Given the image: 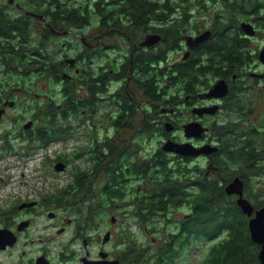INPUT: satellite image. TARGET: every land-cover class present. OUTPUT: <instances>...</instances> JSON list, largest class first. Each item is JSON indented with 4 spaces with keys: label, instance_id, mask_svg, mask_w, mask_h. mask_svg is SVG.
<instances>
[{
    "label": "flooded vegetation",
    "instance_id": "af4514ba",
    "mask_svg": "<svg viewBox=\"0 0 264 264\" xmlns=\"http://www.w3.org/2000/svg\"><path fill=\"white\" fill-rule=\"evenodd\" d=\"M47 2H52V0ZM167 3L165 8L159 6L147 12L148 15L144 17V20H139V17L134 20L132 5L125 4L124 1L119 2L118 5L115 3L100 5L105 10L92 7L91 11L95 12L97 17L95 20L96 35L87 40L80 38L77 48L69 47V54H63L62 57L50 60V62L46 58L50 55H61L62 50L54 44L56 49L50 51L48 48L50 44L43 43L39 57H37L40 71L42 64L47 67L53 65L57 68L53 73L56 74L60 67L61 73L67 72V77L56 76L58 79L52 78L50 82H47L50 89L40 96L42 103L37 106L33 114L29 112L25 114L23 108L20 107L21 114L9 120L10 125L17 124V128H12L11 135L7 134L6 138L17 140L18 150L28 155L46 154L44 158L47 159L50 155V151L47 150L49 145L42 140L40 143L38 136L45 137L43 135L45 131L53 134L50 124L57 116H61L63 105L66 102L61 104L60 97L66 89L69 90L70 111H80V116L73 118V135L76 137L80 127L87 128L89 132L87 146L80 147L76 151V156H79L77 159L86 160L88 166L85 169L75 167L71 173V180L75 186V183L82 185L85 182L88 183L91 193V199L87 200L89 204L102 203L105 198L104 190L110 184L125 191L120 200L123 203L138 205L140 196L148 197L146 192L153 182L150 172L151 166L155 164V157H148L145 160L141 158L138 144L140 141L158 135L166 137L165 140L170 138L172 141L175 139L179 142L174 136L178 131L179 138L181 134L184 137L178 144L189 143L195 148L210 145L216 147L218 151L217 136L213 127L219 123L216 121L219 115L226 116L227 108H248V111L241 112L238 109L235 113L236 116L241 114L236 120L243 122L242 125L250 123V126L261 128L264 124V111L258 117L255 111H249L251 108L255 109V102L252 100L254 88L264 82V64L261 60V53L264 51V0H167ZM46 7L45 3L38 4L35 9L29 11L27 6H21L17 0H6V4L0 3V14L4 18L5 27H10L14 22L19 21L24 24L30 19L32 23L37 21V24L43 27L41 34L45 29H49L54 35L61 33L56 30L64 23L60 14L56 16V9H51V7L47 14L45 13ZM238 9L244 13L240 11L243 16L238 15ZM98 11L104 13L98 15ZM111 13L117 14L116 20L106 18L107 14ZM227 14L230 16V22L225 25L229 29L226 33L232 41L229 62L222 59V55H226L227 52L220 51L222 48L221 25L224 24L222 21ZM35 16H41L42 19ZM68 25L73 24L68 23ZM91 25L92 21L88 22L86 27ZM243 26H248L251 33L246 34L242 29ZM76 28H82V26L78 24ZM25 33L27 34L25 40L28 42L30 33L28 26L25 27ZM204 33H208L206 40L196 43V39ZM52 38L48 37V40L51 42ZM25 40L21 39L18 33L7 36L0 34V78L4 75L28 71L30 62L26 54ZM110 52L115 54V59L112 61L109 59ZM11 56H14L16 61L22 58V62L14 68L15 73L10 65L13 63L9 61ZM24 57L26 58L25 64ZM145 69H148L146 75L143 73ZM182 69L185 71V76L193 75L194 78L189 85L188 93L181 96L174 109L160 110V115L168 116L170 120L178 124V128L173 129L172 127L173 133L168 135L159 129V123L163 125L164 123L172 125V123L158 120L160 118L158 102L157 99L150 97V92L152 88L153 90L155 88L154 94L156 95L159 86L164 90L170 87L171 79L165 80L159 75L182 76L180 74ZM57 80L59 83H54ZM61 80L65 81L62 83ZM218 81L225 83L227 94L223 98H204V95ZM148 85L151 89L146 88ZM13 86L18 87V85L9 87L0 82V121H8L5 118L10 115L11 110L17 108L11 97L20 89H13ZM56 96H58L57 99ZM120 98H123V104L114 103ZM142 100L145 101L142 102ZM213 106L218 107L214 115L204 114L198 117L192 113L194 108ZM183 113L186 115L183 118L185 120L180 117ZM75 122L77 126L74 125ZM190 123H199L207 131L198 138H187L184 136L182 126ZM117 124L123 126L122 131L118 130ZM146 126L151 127L149 133L145 132ZM124 129L131 132L129 137ZM138 151L140 162L137 157ZM169 154L172 157L183 159L184 163L199 162L192 164L190 169L194 172L204 171V176L205 171L216 172V169L212 167L213 153L196 157ZM57 162L59 161L54 160V163ZM138 162L141 166H138ZM52 166L49 165V169ZM54 174L57 173L54 172ZM95 176L96 179H94ZM245 176L249 179L250 186L255 178L260 177H255L249 171ZM237 177L243 181L241 176ZM99 178L101 179L97 181V186L101 190L98 194H93L90 186ZM16 182L23 183L18 178ZM127 189L129 190L126 191ZM257 191L260 189L257 188ZM17 195L15 194V197ZM234 197L236 200L237 197ZM244 197L248 198L254 212L260 208L264 209L247 195L244 194ZM11 198L12 193H9L4 207L0 208L2 219L0 248L6 245L4 250H0V255L5 253L15 264H36L38 261V263H44V260L46 264H55L52 256L53 244H51L55 241L54 237L50 236L46 246H43L42 239H31L28 236L34 224L43 220L36 218L35 214L42 207L44 208V201L20 199L16 202ZM46 202L58 208L57 197ZM30 203H33L31 207L25 206ZM46 216L51 223L57 219L58 214L55 211H46ZM254 217L253 213L249 220ZM48 227L56 228L54 225ZM62 229L58 227L56 234ZM86 229L85 224L80 235L82 246L83 241L86 242V247L83 246V249L87 248V243L90 241V237L84 234ZM248 233L250 236L249 229ZM255 245L259 252L261 246ZM101 253L104 252L101 251L98 257L92 258L88 257L90 254L86 252L85 256L78 258V264H82L81 259L83 258L87 259V263L100 262ZM63 256L66 257L63 252H59L56 258L59 261ZM106 259L110 260L108 255ZM59 263L62 264V261ZM258 264H260L259 260Z\"/></svg>",
    "mask_w": 264,
    "mask_h": 264
},
{
    "label": "rangeland",
    "instance_id": "374dc122",
    "mask_svg": "<svg viewBox=\"0 0 264 264\" xmlns=\"http://www.w3.org/2000/svg\"><path fill=\"white\" fill-rule=\"evenodd\" d=\"M96 1L97 0H60V3H64L65 6L68 7L76 6L77 4L87 6V13L84 16L85 21H80L82 28H76L75 25L69 26L64 23L61 25V33L55 34L52 38V41L50 42L48 38H40L43 27L40 24H37V21H34L32 23V29L29 33L28 42L31 43L30 48L32 46L36 47L40 41L45 44H50L48 45L50 51L56 49L55 45L58 46L62 50L60 53L61 55H50V57L46 58L48 62H50V60H56L60 56L62 57L63 54H69V47L77 48L79 46L80 38L87 40L88 38L95 36V20L97 17L95 12L91 10L92 5ZM17 2L20 1L17 0ZM0 3L6 4V0H0ZM91 21L92 25L86 27V24ZM115 45H117V43H115ZM252 46L254 47L253 42ZM109 59L111 61L114 60L115 54L110 52ZM24 61L26 62V58H24ZM20 62H22V58H19V60H17L15 63L10 64L14 73L16 71L14 68H16ZM31 71L32 69L29 67L28 71H25L24 73H18L17 75L16 73L13 75H4L0 78V82H3V85L7 84L9 87L12 85H18V87L13 86V89H20V91L14 92V96L11 97L17 108L11 110L10 115L5 118L8 121H0V208L4 207L3 202L6 199V195H9L7 193H12L11 199L15 201L20 199L44 201V208L42 207L35 214L36 218L43 220H40L34 224V227L29 231L28 236L31 239H42L43 246H46L50 236L54 237L55 241L51 244H53L52 256L55 264H60L59 261H62V264H78V258L85 256L86 252L90 254L88 257L96 258L101 251L107 253L108 258L111 261H115L118 257L117 251L123 248V245L120 244L121 232L122 230L126 229L128 225L129 230L134 234V238L132 239L136 242L137 246L142 245L145 247V257L148 259L147 264H150L156 251L165 243L167 236L164 235V233L169 230L172 231L174 226H168L161 230L164 221H162L159 216V218L156 220V226L159 227L157 230L159 231L155 234H152L149 232V229L152 227L150 228L143 227L142 225L140 226L130 218V215H132L134 211L138 209V205L121 202L120 200L122 199L123 192H125L121 188L114 187L110 184L106 190H104L105 198L103 199L104 201L102 203L89 204L88 201L91 199V193L88 188V183L85 182L84 185L75 183L76 186L72 184L71 173L74 171L75 167L85 169L88 166V162L86 160L77 159L75 157L77 154L76 151L80 147H86L89 141V132L87 128L80 127L76 133V137L72 132L73 118L79 117L80 111L71 112L69 109L67 115H63L64 111L62 109L61 116H57L55 120L51 122L50 125L53 128V135H46V139L50 140L46 144L49 145L47 150L48 152L50 151L51 156L47 159L42 158L41 155H28L25 152L18 150V141L15 139L6 138L7 134L11 135L12 128H17V124L13 125L12 123V125H10L9 120L21 114L19 112V108L22 107L25 111V114L27 112H29V114H33L37 106L42 103L40 96L45 92L47 93L50 89L47 82H50L55 76L67 77V72L61 73L60 67L58 68L57 73L54 74L52 70L47 67V65L44 66L43 64L39 74L36 75V73H30ZM178 90V86L171 87L170 85V87H166L165 92L169 95L176 96L178 95ZM36 95L38 96L37 98ZM57 97L58 96H56V99ZM61 98L62 97H60V100ZM252 100L255 102L254 107L256 110L253 108L249 110L255 111V114L258 117L259 114L264 111V82L259 83L257 87L254 88ZM143 101L145 100H142V102ZM64 102L67 104V100L60 101L61 104H64ZM114 103L123 104V98L118 99L117 102ZM241 105L242 104H240V106ZM238 109L241 112L248 111V108ZM180 117L183 119L186 117V115L183 113ZM225 118L226 116L219 115L216 121L221 122L224 121ZM74 125L77 126V122H75ZM206 126L208 127V125ZM116 127L119 131L123 130V126L121 124H117ZM124 132H127L128 134L131 133L126 129H124ZM171 133L173 132H167L166 134L169 135ZM178 134V131L176 134H174L175 138L177 137L179 140L178 142L174 139L173 142L175 143H181L184 139L182 134L181 138H179ZM129 136L130 134L128 137ZM165 139L166 137L157 135L150 137L147 140L138 142L141 150V158L145 160L148 157L152 158L154 156L155 163L158 162V160L167 161V165L171 164L168 166L169 169L173 168V166L181 165L180 167H185L184 169L187 171L186 177L196 181L199 176H196L195 172L190 169V167H192V164L199 162L184 163L183 159H178L177 157L170 156V154L161 152V147L166 142ZM170 140L172 141V139ZM52 152H54V154H51ZM158 152L160 155L157 159L156 155ZM61 156H64L63 159L67 162V164H65L66 168L63 172L54 174L53 167L56 163L53 162ZM137 157L139 161V151ZM217 159L219 160L220 158ZM193 160L194 159H192V161ZM224 161L228 165L227 161ZM139 162L138 166H141ZM201 163L205 166L203 162ZM21 164L23 167H18V165ZM49 165L52 166L51 169H49ZM13 166H16L17 169L15 170ZM136 168L138 169V167ZM235 171H237L236 167ZM240 172V175L242 176L246 174L242 168ZM15 176H17L19 181L22 180L23 183L13 182L11 186L6 185L8 178L10 177L14 179L16 178ZM94 179H96V176ZM100 179L101 178L95 180V182L90 186L93 194H98L101 190V188L97 186V181ZM253 183L254 185L259 184L258 189H260V191H257L256 194L264 195V177L255 178ZM253 183L251 184L252 187H254ZM70 184H72L73 187L71 189H69ZM126 185L129 187L128 184ZM109 188L112 191H109ZM194 188L195 187L190 186L187 188V190ZM128 190L129 189L126 191ZM15 194H18L17 197H15ZM56 197L59 200L58 208L57 206L56 208L53 207L50 202H46L47 200ZM127 198L128 197H126V199ZM237 199L238 198H236V200ZM46 211H55L58 214L57 219L50 223L46 216ZM255 212L253 211L252 214H255ZM185 213L186 210L182 207L178 209H171V211L168 212V216L174 221H179L182 220ZM111 219H114V221L111 222ZM49 223L50 225H54L56 228L54 229L48 227L50 226ZM85 224L87 229L85 230L84 234L85 236L90 237V241L87 243V248L83 249L80 235ZM58 227L63 229L56 234ZM108 232L110 233V239L105 245H103L101 243L102 237H104ZM212 243L204 244L197 242L189 244V246L178 255L176 258L177 261L174 264H179L180 262H185V264H200L205 254V248L210 246ZM59 252H63L66 257L63 256L58 261L56 256ZM0 264L15 263L4 253L3 255H0Z\"/></svg>",
    "mask_w": 264,
    "mask_h": 264
},
{
    "label": "trees",
    "instance_id": "16d2710c",
    "mask_svg": "<svg viewBox=\"0 0 264 264\" xmlns=\"http://www.w3.org/2000/svg\"><path fill=\"white\" fill-rule=\"evenodd\" d=\"M18 1H20L21 6H27L29 11L35 9L38 4L42 5L45 3L47 5L45 13L49 14V7H51V9L55 8L57 12L56 16L60 14L62 21L67 25L68 23H72L75 26L78 24L80 25L81 20L85 21L84 16L87 13V6L77 4L76 6L68 7L58 0H52V2H47L49 0ZM121 1H124L125 4L132 5L134 9L132 12V14H134V20L138 17L139 20H144V17L148 15L146 13L150 12V10L158 8L159 6L165 8L168 5L167 0ZM121 1L97 0L92 7H100V5H105L107 3H115L118 5ZM101 9L105 10L104 8ZM115 9H117V6H115ZM229 11H231V8H229ZM240 11L241 10L238 9V15L243 16L244 13L241 11L242 14ZM103 13V11L97 12L98 15ZM107 15L106 18L108 20H116V13L114 15L113 13ZM222 22L224 24L221 25L222 48L220 51L227 52L226 55L222 53V59L223 61L229 62L231 59L230 49L232 41L231 37L226 33L229 29L225 26L230 22L229 14L224 16ZM31 23L32 21L28 19L27 23L22 24V22L19 21L14 22L10 27H5L4 18L0 14V34L7 36L16 35V33H18V36L25 40L27 36L25 27L28 26L31 31ZM56 30L61 31V27L56 28ZM53 36L54 34L49 29H45L40 38L46 39ZM25 43L27 44L26 54L28 55V62H30V68L32 69L30 73H36L37 75L40 71L37 65V57H39V51H41L43 43L40 41L36 47L32 46L31 48L30 42L25 40ZM9 61L15 63L16 59L14 56H11ZM48 66L52 72H55L57 69L53 65ZM147 71L148 69H145L143 73L145 74ZM184 72L185 71L182 69L180 72L182 76L177 77H171L167 74L159 75V77H163L165 80L168 78L171 79V87H179L178 95H169L160 86L156 90V95L154 94L155 88L154 90L152 88L150 92V97L157 99L158 102V115L160 117L158 120L170 121L172 123V125H170L173 129L178 128V124L170 120L168 116L160 115V110L165 109L168 111L174 109L175 104L181 99V96L188 93L189 85L192 83L194 76H185L186 74ZM53 78L56 79V76ZM64 81L65 80H61L62 83ZM54 83L57 84L59 81L57 80ZM146 88L151 89V86L148 85ZM64 97L66 98L65 100H67V104L63 105V115H67L69 112L68 89L64 91L61 101L64 100ZM236 112H238L237 108H227L225 110L226 118L224 121L219 122L213 127L216 132V141L218 145V151L212 154V167L216 169L215 173L205 171L206 174L204 176V171H196L195 175H198L199 178L195 181L186 177L187 171L184 169L185 167L181 168V165H176L169 169L168 166L171 164L167 165V161L158 160V162L151 166L150 175L153 182L146 192V196L148 197L140 196L138 198V209L130 215V218L140 226L152 227L149 229V232L152 234L159 231L157 230L159 227L156 226V220L159 216L160 219L164 221L161 230L172 225L174 228L172 231L169 230L164 233V235L167 236L165 243L156 251L150 264H174L177 261L176 258L178 255L188 247L189 244L197 242L204 244L215 242L205 248V254L200 264H258V248L250 239L248 233L247 225L249 218L243 214L240 207L236 204L235 197L226 194L225 185L233 178L241 176L243 180V193L247 195V197H250L258 206L264 207L263 195L256 194V197L254 195L259 184H255L256 186L252 188V185L250 186V183H248L249 179L246 178L245 175H240L242 168V170L245 172L249 171V173L255 175V177H264V124L261 128L250 126V123L242 125L243 122L236 120L241 114L236 116ZM162 125L163 123H159V129L167 133L165 128L166 123H164L163 128ZM149 128L151 127L146 126L145 132L149 133ZM170 132H172V130ZM43 135H45V137L38 136L39 138H37L40 143L42 140L46 144L50 141L46 139V135L53 134L49 131H45ZM159 155L160 153L158 152L156 155L157 159ZM45 156L43 155V158ZM50 156L51 155H49V157ZM63 157L64 156L58 157L55 162L59 161L67 164ZM75 157L78 158L79 156L77 155ZM217 158L220 159L218 160ZM224 160L227 161L228 165ZM235 167L237 171H235ZM190 186L195 188L187 190ZM71 188H73L72 184L69 186V189ZM109 191L112 190L109 188ZM182 207L186 210L182 220L174 221L172 218H169L168 212L171 211V209ZM1 222L2 219L0 218V223ZM132 238H134V234L129 230L128 225L127 228L121 232L120 244L123 245V248L117 251L119 264H147L148 259L145 257V247L142 245L137 246ZM179 264H185V262H180Z\"/></svg>",
    "mask_w": 264,
    "mask_h": 264
},
{
    "label": "water",
    "instance_id": "95a60500",
    "mask_svg": "<svg viewBox=\"0 0 264 264\" xmlns=\"http://www.w3.org/2000/svg\"><path fill=\"white\" fill-rule=\"evenodd\" d=\"M31 16H34L30 14ZM38 19H42L41 16H35ZM243 31L246 34H250V28L248 26L242 27ZM208 33H204L200 35L196 39V43L202 42L206 40ZM261 60L264 64V51L261 53ZM227 94V86L223 81L216 82L213 87L209 90V92L204 95V98H223ZM217 106H213L210 108L203 107V108H194L192 110V113L197 115L198 117L203 116L204 114L207 115H214L215 111L217 110ZM166 131L170 132L172 130V126L170 124H166L165 126ZM182 130L184 132V136L189 137H195L198 138L202 134H204L207 129L202 127L199 123H190L185 126H182ZM161 151L164 153H172L177 156H208L212 153L217 152V148L210 145H205L200 148H195L189 143H183L178 144L171 140H166V142L161 147ZM66 166L62 162H58L54 165V171L56 173L63 172L65 170ZM225 192L228 196H236L238 199L236 200V204L240 207L243 214H245L247 217H251L252 212L254 211L253 206L250 204V202L244 197L243 195V182L238 178H233L225 187ZM33 203L26 204L25 206L31 207ZM114 219H111V222H113ZM27 226V224H25ZM249 231H250V237L253 243L261 246L260 251L258 252V260L260 264H264V209H260L257 212H255V218L250 219L248 221L247 225ZM110 239V233L108 232L105 234L104 237H102L101 243L105 245ZM4 245L0 250L5 249ZM83 246L86 247V242L83 241ZM101 261L95 262V263H87V259L83 258L81 259L82 264H119L118 260L111 261L106 259V254L101 253ZM39 262V261H38ZM36 263V264H46V261L44 260V263ZM86 262V263H85Z\"/></svg>",
    "mask_w": 264,
    "mask_h": 264
},
{
    "label": "built area",
    "instance_id": "2783aa9c",
    "mask_svg": "<svg viewBox=\"0 0 264 264\" xmlns=\"http://www.w3.org/2000/svg\"><path fill=\"white\" fill-rule=\"evenodd\" d=\"M20 166H22L23 167V165L21 164V165H18V167H20ZM14 167V169L16 170L17 169V167L16 166H13ZM22 167H20V168H22ZM16 178H8V182H7V184L6 185H8V186H11V184L13 183V182H16V180H17V176H15ZM7 194H9V193H7ZM7 198H8V195H6V199L4 200V202L7 200ZM4 202H3V204H4Z\"/></svg>",
    "mask_w": 264,
    "mask_h": 264
},
{
    "label": "clouds",
    "instance_id": "9594fccd",
    "mask_svg": "<svg viewBox=\"0 0 264 264\" xmlns=\"http://www.w3.org/2000/svg\"><path fill=\"white\" fill-rule=\"evenodd\" d=\"M39 155H41V157L43 158V154H39ZM38 156V155H37ZM54 168V167H53ZM55 172V171H54ZM56 173V172H55Z\"/></svg>",
    "mask_w": 264,
    "mask_h": 264
}]
</instances>
